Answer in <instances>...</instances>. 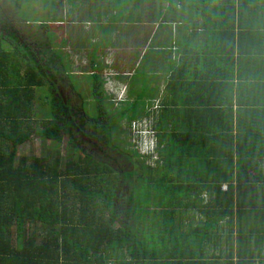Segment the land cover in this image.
Segmentation results:
<instances>
[{"label":"trees","instance_id":"obj_1","mask_svg":"<svg viewBox=\"0 0 264 264\" xmlns=\"http://www.w3.org/2000/svg\"><path fill=\"white\" fill-rule=\"evenodd\" d=\"M225 5L232 10L233 32L235 1L225 0ZM3 29L18 45L11 52L5 50L3 43L8 41L0 33V264H259L260 258L264 264L261 98L247 104L239 98L237 110L233 97H227L231 102L227 109L216 104L197 111L195 105L184 114V128L170 133L162 113L161 124L153 128L156 153L150 156L136 151V160L130 157L136 171L124 176L128 180L139 174L137 182L150 187L142 197L145 210L150 211L145 218H152L150 208L154 206L167 209L157 215L156 223H151L154 229L141 239L139 227L145 222L134 212L124 218L133 225L124 222L115 207L118 176L107 165L74 154L79 160L71 155L61 171L59 157L53 162L50 158L53 153L19 159L20 148L33 138L62 143V132L67 128L56 121L60 104L52 98L50 109L44 111L38 124L35 101L37 91L53 90L54 75L47 73L51 66L68 72L59 54L49 51L52 55L47 56L44 68L26 44L7 26ZM88 77L97 84L94 96H103L98 103L103 108L104 83L99 75ZM122 115L129 127L142 118L134 108ZM137 157L146 161L153 158L158 167ZM64 177L67 179L62 183ZM224 183L227 191L222 190ZM62 185L63 191L69 187L68 193L62 194ZM205 192H210L206 202ZM129 205L132 209L136 205L133 192ZM106 212L108 219L104 220ZM191 213L202 214L205 222L188 224L183 231ZM235 221L237 261L231 234ZM224 223L227 233L223 238L217 233ZM39 230L44 233L39 235ZM224 243L229 247L225 253ZM217 246L220 254L209 255L208 247L218 250Z\"/></svg>","mask_w":264,"mask_h":264},{"label":"crops","instance_id":"obj_2","mask_svg":"<svg viewBox=\"0 0 264 264\" xmlns=\"http://www.w3.org/2000/svg\"><path fill=\"white\" fill-rule=\"evenodd\" d=\"M52 1L55 43L66 40L61 49H70L69 61L92 67L87 74L100 76L106 100L129 102L142 115L137 124H161L164 113L170 133L184 128V114L195 105L226 108L233 97L237 110L239 98L264 102V0H234L233 32L225 0ZM188 218L205 222L200 213ZM212 249L209 255H217Z\"/></svg>","mask_w":264,"mask_h":264},{"label":"rangeland","instance_id":"obj_3","mask_svg":"<svg viewBox=\"0 0 264 264\" xmlns=\"http://www.w3.org/2000/svg\"><path fill=\"white\" fill-rule=\"evenodd\" d=\"M44 8V12H43ZM52 14L54 15V4L52 0H0V33L3 35V37L8 41V43H3V47L5 50L11 52L12 48L16 47L18 43L14 42V39L7 35V32L5 33L3 27L9 26L12 28V30H16L19 33L22 34L24 38L27 39L28 43H31L35 47L42 48L41 44H39V38L42 39L43 44L45 45V51L49 53V51L59 54L62 58V61L64 62V70L68 72L67 76L70 78V83H72L75 87V89L83 96L85 99L91 98V94H94V92L91 89V81L88 71L90 70L87 62L84 59H80L78 61V65L76 66L73 62L69 61L70 57V49H61L64 45L65 48H67L68 44L65 45L66 40L64 42L62 41L61 44L55 43V30H54V23ZM46 25V26H43ZM40 39V40H41ZM41 43V42H40ZM22 45V43H20ZM38 48V49H39ZM47 48V49H46ZM49 48H52V50ZM43 51V49H42ZM75 59V58H74ZM73 65L75 68H73ZM83 74V75H81ZM36 101H35V112L38 113V124L43 120L44 118V111H48L50 109L49 103L51 102L53 98V94L47 89V90H39L36 92ZM114 98V99H113ZM49 99V100H48ZM113 99V101H112ZM118 99L117 96L111 95L108 99L107 105L105 104V110L107 114L109 115V124H107V130L111 129V134H113L115 137L111 141V144L115 145L120 150L127 149V142L128 144L132 143L136 147L138 146V142L142 140L143 137H140L133 133L132 126L129 127L127 120L125 118H122L123 112H125L126 109L132 108V106H128L129 102L122 103L119 106V102H116ZM110 100V101H109ZM119 101V100H118ZM91 111V116L96 117L97 116V108H95L94 103H89L86 105ZM123 119V120H122ZM144 124V123H142ZM148 125V124H147ZM41 126V125H40ZM104 127H106V123L104 124ZM154 126L148 127L145 129L146 134H150L151 140H146L148 143L152 144V142H155V135L153 131ZM142 136V135H141ZM67 139L65 136H63L62 143H53L51 141H42L39 137L33 138L32 141L22 146L19 150V159L21 158H30V157H41L43 154H50L53 153L50 158H52V162L59 157L60 159V170H65V163L70 159V156L74 153L77 154L78 150L75 147H71L69 144L66 143ZM149 146V144H148ZM151 150L152 149H148ZM127 153H129L127 151ZM78 158H75V161H78ZM140 161L144 162L146 159L139 158ZM156 160L153 158L147 159L146 163L147 165H150L152 167H158L156 164ZM123 175L125 178H128L127 176L131 174H127L129 172L136 171V166L132 163V161L129 162L128 165H124L122 168ZM125 173V174H124ZM115 173L112 175V177L115 178ZM140 177L139 174H135L133 178L126 180L128 184H124L127 189L126 194L124 189H121L120 193L121 199H124L125 204L120 206V209L118 210L119 214L122 216L125 223L129 225H133V222H128L126 219L127 214L133 213L137 215L139 218L142 219L145 223H151L156 222L155 219L158 218L157 215H161V213H164V210H167L165 206H159L155 208H150L151 216L152 218H145V213L150 212L149 210H145V207L143 206L144 201L142 197L144 194L148 191V184H145V182H137L138 178ZM67 178H61V182L65 181ZM139 183V185H138ZM69 188V187H68ZM68 188H66L63 191V185L61 187L62 194L68 193ZM123 190V191H122ZM163 190V189H162ZM134 193L135 198V206L132 209V207L128 204L129 203V197L131 193ZM61 194V195H62ZM148 198V197H146ZM209 200V197H208ZM101 202V200L99 201ZM147 205V204H146ZM152 205V204H151ZM150 205V206H151ZM153 206V205H152ZM149 207V205H148ZM160 207V208H159ZM156 216V217H155ZM108 213L106 212L103 216V219H108ZM186 225L185 228H187L188 223L194 224L197 226L199 224L197 219H191L187 218L185 221ZM141 225V224H140ZM135 227V226H134ZM138 228V227H136ZM154 229V227L151 226H140L139 230L141 231L146 230L147 233H150V229ZM226 223L223 224V228L220 231L222 237L224 238L226 236ZM232 241H233V253H234V260L237 261L238 257V249L239 246L237 244L238 242V230L237 226L234 223L232 227ZM31 232H37V230L32 229ZM41 233H44L42 230H39V235ZM245 234H250V232H245ZM139 238L143 239V235L139 234ZM225 240V239H224ZM226 241V240H225ZM224 243L222 244L223 248L222 251L225 253V249L229 248L228 245ZM218 248V246H217ZM221 249V248H220ZM215 250L214 247L211 250L212 252H216L217 255L220 254V250ZM262 258L258 259L257 262L261 264Z\"/></svg>","mask_w":264,"mask_h":264},{"label":"flooded vegetation","instance_id":"obj_4","mask_svg":"<svg viewBox=\"0 0 264 264\" xmlns=\"http://www.w3.org/2000/svg\"><path fill=\"white\" fill-rule=\"evenodd\" d=\"M6 26V25H5ZM10 33H13L14 36L18 37L20 41L28 47L29 51L32 52V56L36 58V62L39 63L42 61L41 65L45 68L47 66V56L52 55L51 53L46 52L44 49L35 47L31 43L27 42V39L22 36L16 30H12L7 26ZM6 33V32H5ZM9 35V34H7ZM39 48V49H38ZM51 70L47 71L49 75L53 74V84H51L53 98L56 104H60L57 108L58 124L60 126H65L67 128L62 132V136H65L67 139L66 143L69 144L72 142V148H77V154L79 156H89L98 163L107 165L113 172L117 173L118 176V185L115 198V207L117 210L120 209V206L125 204L124 199H121V189L125 190L124 187L128 182L124 178L122 167L128 165L130 157H136V146L132 147L127 142V149L129 153H122L120 149L116 148L115 145L111 144V141L114 139V135L107 132V124H109V115L105 110V104L107 105L108 100L104 99L102 102L103 108L100 107L101 104H98L103 96L96 97L94 94H91V98L85 99L79 92L75 89L74 85L70 83L68 73H63L61 69H57L51 66ZM92 82V81H91ZM91 89L94 92L95 85L91 83ZM101 99V100H100ZM89 103H94L95 108H97V116L92 117L91 111L86 105ZM106 123V127L104 124ZM72 157L76 158L74 153ZM137 160L139 158L137 157ZM125 184V185H124ZM123 191V190H122ZM129 204V203H128ZM119 213V212H118Z\"/></svg>","mask_w":264,"mask_h":264},{"label":"built area","instance_id":"obj_5","mask_svg":"<svg viewBox=\"0 0 264 264\" xmlns=\"http://www.w3.org/2000/svg\"><path fill=\"white\" fill-rule=\"evenodd\" d=\"M143 126L146 127L145 124H140V123L137 124V123H133V127H132V128H133V132H134L136 135H138V136L141 137V135L145 134V132H143V131L141 130V128H142ZM137 144H138V146H137L136 148L138 149V151H139L142 155H148V154L150 153V150H148L149 147L147 146V144H146V142H145L144 140H141V141L138 142ZM225 189H227V187H225Z\"/></svg>","mask_w":264,"mask_h":264},{"label":"clouds","instance_id":"obj_6","mask_svg":"<svg viewBox=\"0 0 264 264\" xmlns=\"http://www.w3.org/2000/svg\"><path fill=\"white\" fill-rule=\"evenodd\" d=\"M120 99V97H118V99L117 100H119ZM120 101V100H119ZM133 123H135V122H133ZM133 123H132V127H133ZM144 128H146L145 126H143L142 128H141V130L143 131V132H145V134H143L141 137H143L142 138V140H144L145 142H146V144H147V146H148V144H149V148L150 149H152V151L150 150V153L148 154V155H150V156H152V155H154L156 152H155V150L157 149V142L155 141V142H152V144H150V142L148 143L146 140H151V136H150V134H146V131H145V129ZM132 131H133V128H132ZM134 133V132H133ZM136 150L138 151V149L136 148ZM140 153V152H139Z\"/></svg>","mask_w":264,"mask_h":264}]
</instances>
